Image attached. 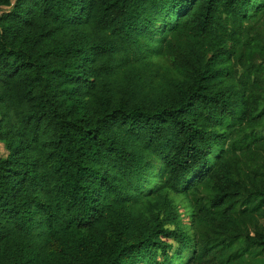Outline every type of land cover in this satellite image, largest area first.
Here are the masks:
<instances>
[{
    "label": "trees",
    "instance_id": "16d2710c",
    "mask_svg": "<svg viewBox=\"0 0 264 264\" xmlns=\"http://www.w3.org/2000/svg\"><path fill=\"white\" fill-rule=\"evenodd\" d=\"M0 264H264V0H0Z\"/></svg>",
    "mask_w": 264,
    "mask_h": 264
},
{
    "label": "rangeland",
    "instance_id": "374dc122",
    "mask_svg": "<svg viewBox=\"0 0 264 264\" xmlns=\"http://www.w3.org/2000/svg\"><path fill=\"white\" fill-rule=\"evenodd\" d=\"M3 153H4V149H3L2 144H0V155H3Z\"/></svg>",
    "mask_w": 264,
    "mask_h": 264
}]
</instances>
